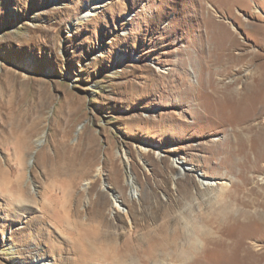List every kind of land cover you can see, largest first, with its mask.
<instances>
[{
  "label": "rangeland",
  "instance_id": "1",
  "mask_svg": "<svg viewBox=\"0 0 264 264\" xmlns=\"http://www.w3.org/2000/svg\"><path fill=\"white\" fill-rule=\"evenodd\" d=\"M254 56L255 85L220 98ZM216 67L230 77L219 87ZM260 112L264 0H0V264H115L88 233L111 234L115 254L119 231L138 230L151 249L158 241L146 229L210 230L211 207L241 181L244 152L262 147L263 117L252 131L245 124ZM15 123L35 134L23 174ZM62 139L94 151L74 188L48 178L44 164ZM173 159L187 168H167ZM21 174L31 199L7 185ZM156 196L167 204L157 222L147 205ZM246 223L223 235L233 249L201 232L198 254L183 264H264V222ZM245 254L257 262H239Z\"/></svg>",
  "mask_w": 264,
  "mask_h": 264
},
{
  "label": "bare ground",
  "instance_id": "2",
  "mask_svg": "<svg viewBox=\"0 0 264 264\" xmlns=\"http://www.w3.org/2000/svg\"><path fill=\"white\" fill-rule=\"evenodd\" d=\"M102 6V3L98 5V7ZM257 60L258 59L256 56L250 60L253 70L252 68H249L245 70L244 74H241V70L239 71L237 69L236 73H234L231 78L225 73L226 71L224 69L221 67H216L214 69V74L218 77L215 79L218 87L222 83L221 78L227 77L230 79L227 81V84H225V87H219L215 93L218 96H221L220 98H222L226 93L227 95L238 94L243 89H245V84L252 86L255 85V80L257 77H261L259 68L256 66ZM159 70L163 71L162 68H159ZM243 77L245 78V83L243 82V86L241 87L239 86V82ZM223 91L224 94H222ZM262 117L264 119V112H260V114L249 119L245 123L246 128L251 131L254 130V127H257V123L259 124L261 122L260 119ZM14 126L15 127L12 126L13 129H11L12 131L10 132L9 137L17 140L15 141V144H17L19 147V149L17 148V151L21 152L19 162L20 170L23 174L25 168V161L23 160L32 149L35 134L29 131L28 127H25L24 123H15ZM241 133V137L239 140H237L239 143H243V138H245L249 132L242 128ZM65 137H67V135ZM231 140H228V143L231 144L232 141H234V139L232 141ZM260 144L262 147L258 151V154L251 156V158L248 156L247 152H244V158L243 160L241 159L242 166L239 168V177L241 178V181L234 183L236 187L234 188V192H232L233 194L229 195L230 193L227 194V191L223 190V200L220 203V207L218 209H215L213 206L211 207V213L214 215L216 214V217L208 218L209 222L207 225L210 227V230L207 229L205 224L200 225L199 223H196L195 228H193L192 231L189 230L188 232L180 234L175 231L176 234L173 236L170 234L169 227L168 230L164 228L162 235H159L158 233L163 227L157 230L146 229V234H151L153 239L158 241V243L155 244L151 249L146 247L145 237L141 236L138 230L134 229L130 232L119 231L115 233V254L107 253L108 251L113 252L114 249H110L107 246L109 244L111 234L103 230L94 233H88L86 242L92 245L95 252L99 254L105 253L106 257L108 256L112 260L115 259V264H183L193 254H198V251L200 250V245H198L196 242L199 240L197 238L199 236L198 234L201 232L205 233L207 231H209L210 235L213 233V231L219 234L218 237H210L209 240L215 242L220 238L219 242L223 244L225 248L233 249L232 243L227 242V239L223 238V235H233L232 231L230 230L233 225H249L246 222L251 219L264 222V176H259L260 174H264V141L260 142ZM230 146L232 149V145ZM143 149L147 150L146 153L150 152L149 146L143 147ZM120 156H122L124 159L127 158L126 153L120 152ZM157 156L159 157L158 154ZM159 160L163 161V158L161 157ZM94 162L95 157L93 150H90V148L85 150L82 148V144L80 143L75 145L73 144L71 147L68 144V141L64 139H62L60 144L56 146L52 154L45 152L44 158V164L48 169V178H52L54 180H65L69 183L71 188L77 186L80 179L90 174ZM31 163H33L32 160L28 162V164ZM167 168H170L171 170H174L175 168L185 170L187 166L181 165V161L173 159L171 165H168ZM97 170L99 171V167ZM22 174L19 176L17 181H12L7 185L11 190L17 193L18 196H16V198L19 200L31 199L32 192L24 186ZM258 176L259 179L257 180ZM259 181H262V183L260 184ZM132 182L134 183V181ZM202 183L205 184L204 181ZM135 193L132 195L134 196ZM147 205L151 206V213H155V211L157 212V214L154 216L155 222L163 218L160 212L167 208L166 202L161 201V199L156 196L154 201L151 202L148 200ZM172 222L173 220L168 218L165 220L164 225L166 223L172 224ZM183 241L185 245L181 244ZM245 247L244 250H246ZM104 248H106V251ZM251 259V257H247L245 254L241 255L238 261L247 263L250 262ZM226 260L233 261L237 259L227 258ZM252 260L257 262L255 259Z\"/></svg>",
  "mask_w": 264,
  "mask_h": 264
}]
</instances>
